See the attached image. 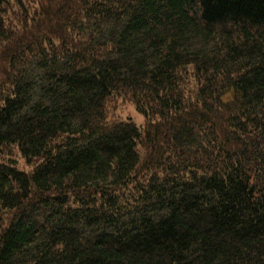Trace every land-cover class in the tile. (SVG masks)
<instances>
[{
	"label": "trees",
	"instance_id": "1",
	"mask_svg": "<svg viewBox=\"0 0 264 264\" xmlns=\"http://www.w3.org/2000/svg\"><path fill=\"white\" fill-rule=\"evenodd\" d=\"M0 264H264V0H0Z\"/></svg>",
	"mask_w": 264,
	"mask_h": 264
},
{
	"label": "rangeland",
	"instance_id": "2",
	"mask_svg": "<svg viewBox=\"0 0 264 264\" xmlns=\"http://www.w3.org/2000/svg\"><path fill=\"white\" fill-rule=\"evenodd\" d=\"M127 113H128V112L125 111V112H124V115H126ZM132 117L134 118V121H135L136 124H138V123L140 122V118H141V116H140L138 113L133 112V113H132Z\"/></svg>",
	"mask_w": 264,
	"mask_h": 264
}]
</instances>
